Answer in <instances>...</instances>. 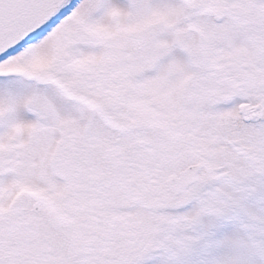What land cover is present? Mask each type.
I'll use <instances>...</instances> for the list:
<instances>
[{
	"label": "snow or ice",
	"instance_id": "6c2138e0",
	"mask_svg": "<svg viewBox=\"0 0 264 264\" xmlns=\"http://www.w3.org/2000/svg\"><path fill=\"white\" fill-rule=\"evenodd\" d=\"M0 264H264V0H0Z\"/></svg>",
	"mask_w": 264,
	"mask_h": 264
}]
</instances>
